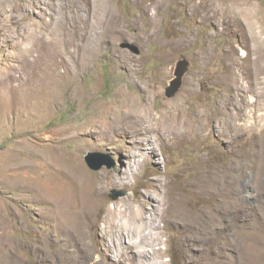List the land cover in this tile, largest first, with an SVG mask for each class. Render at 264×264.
<instances>
[{"label": "rangeland", "instance_id": "1", "mask_svg": "<svg viewBox=\"0 0 264 264\" xmlns=\"http://www.w3.org/2000/svg\"><path fill=\"white\" fill-rule=\"evenodd\" d=\"M88 1L89 10L84 0H0V264H264V0ZM75 13L83 33L73 21L61 32L82 48L62 44L67 65L59 67L58 86L41 94L16 89L22 67L39 56L32 33ZM181 60L187 63L181 88L167 98ZM235 74L243 87L234 105ZM119 90L157 116L180 115L206 128L175 144L134 133L88 139L83 131L95 106L114 107ZM131 138L145 150L135 178L130 156L139 151ZM88 153L114 166L91 170ZM52 154L89 175L128 174L132 186H110L105 202L126 200L132 211L151 193L158 204L144 217L156 229L145 226L147 238L124 253L128 239L109 247L92 238L78 243L50 212L65 180ZM114 192L122 196L114 199ZM129 217L116 222L125 224L126 236H137Z\"/></svg>", "mask_w": 264, "mask_h": 264}, {"label": "bare ground", "instance_id": "2", "mask_svg": "<svg viewBox=\"0 0 264 264\" xmlns=\"http://www.w3.org/2000/svg\"><path fill=\"white\" fill-rule=\"evenodd\" d=\"M64 1L66 2L67 0ZM64 1L62 2L61 0L62 3H65ZM84 1L85 9L89 10V7L87 5L89 1ZM107 4L108 3L104 4L103 10L107 8ZM90 8H92L94 12L96 11L95 5L92 4ZM221 15L225 14L222 12ZM75 17H77L76 13L72 17L63 16L61 17V19L58 17L57 20L59 21H57V24L55 25H53V22L44 23L42 33L39 36H36L35 32L32 33L30 42L32 43V48L36 49L35 51L39 52V56L37 60H33L31 62L28 61L27 65H24L22 67L23 76H25V71L29 69V77L23 78V76L20 75L18 78H16L15 81H13L17 83L16 89L27 87V94L32 92V90H34L35 92L39 91L38 93L41 94V91L44 89H48L51 86H58L57 84H59V78H61V75L58 72L59 67L65 64L67 65L64 54L61 51L62 44L65 46L64 48H66V46H68L69 48L72 46L81 47L80 43H77L75 39L66 40V31L63 34L61 32V27L63 26V24L65 22L71 23L72 21L76 25V33L83 31V27L79 24V22L77 23V19ZM230 22H233V24L237 23V21L234 20ZM106 23L110 25L109 21H107ZM238 24L235 25L236 28H238ZM69 31L70 30L68 29V32ZM55 49L60 50H58L56 54H53L52 52ZM43 51L49 52L51 54H43ZM243 57H245V54H243ZM28 66L30 67L27 68ZM67 72L69 71H64L63 75L68 74ZM250 75H256V73H254V70L250 72ZM240 76L241 75L236 76L235 74V78L232 79L231 83L232 89L236 91L232 99L234 100V105L236 102L239 101V92H241V88L243 87L241 86V83L238 80L240 79ZM10 85H12V83H3L2 87H9ZM95 107L96 110H94L95 112L91 114L89 122L85 125L83 131L84 135L88 139L93 137L112 138L111 136H116L119 139H126V134L134 133L141 134L143 138L146 137L148 134L154 135L155 137L160 138L164 143L175 144L181 138L192 139L196 137L197 139L201 131L206 128V125L199 126L196 128V126H192V123L187 119H182L180 115L178 117L167 115L157 116L153 114L151 110H149L145 105H139L136 100H134L130 95H127L120 90L118 92L117 100L115 102L114 107H103L101 105H96ZM131 142L133 145H137L136 149H138L139 151L133 156H130V158L132 157L133 159H131V162L136 166L135 171H131V176L135 178L139 176L140 169L142 168L143 163H145V161H142L141 164L138 161V159L143 158L145 150L143 148L138 147L140 146V143L136 144V142L132 141V138ZM148 151L152 152L153 150L149 148ZM49 160L50 162L55 163L56 165H60L65 173V180L62 184L63 187L61 193L57 196H52V207L50 209V212L53 215L59 216L60 221L62 222V227L66 231L70 230L74 234L75 239L78 243H82L92 238L94 240V243H103L104 245L109 247V245H124L125 241L128 239V245L126 246V248L121 247L120 249V252L124 253V251L127 252L129 249H131V247L137 246L139 243H142L143 240L147 238V236L143 234V228L145 226H147L151 232L156 229L151 223L149 224L145 222L144 217V212L154 210L157 203L156 200L153 199V197L150 195L151 193L142 194V200H139V205L137 209L134 210L133 208L132 211H129L127 209L124 203V201L126 200H119L116 203H113V205L111 206H109L105 202L104 195L106 191H108V188L110 186H132L128 174L122 179H112L105 172H99L96 175H89L84 172L83 168L79 166V164H75L74 166H72L70 162L65 161L63 158L55 157L54 154L50 156ZM124 163L126 164L125 166L127 168H130L131 165H129V163ZM128 171H130V169H127V172ZM150 185L152 186L151 183ZM146 204L151 205V209H145ZM103 213H105V217L103 218V220L105 221L103 222L105 227L101 230V227L97 228V222L100 219L99 217H101V214ZM130 215L132 216L131 218L135 219V221L137 222V225H134L136 227L138 226L140 229L139 233H137V236H126L122 232L124 223L119 224L116 222V220H126ZM142 254H144V252Z\"/></svg>", "mask_w": 264, "mask_h": 264}, {"label": "water", "instance_id": "3", "mask_svg": "<svg viewBox=\"0 0 264 264\" xmlns=\"http://www.w3.org/2000/svg\"><path fill=\"white\" fill-rule=\"evenodd\" d=\"M120 47L122 49H128L129 51H131L134 54H139V49L137 46L135 45H130V44H121ZM187 64L184 60H181L177 63V67H176V71L174 72V78L167 83V87L165 88L164 94L167 98H172L176 95V93L178 92V90L181 88V83H182V78L183 75L185 74L186 68L184 67V65ZM183 67L185 69V71H183ZM97 158H104V159H108L109 157L100 154V153H88L85 156V162L87 164V166L91 169V170H99L101 167L103 166H108L109 168L114 164L110 165L108 164L107 161H103L100 163H96L95 160ZM118 196H122V193H116L114 192L112 194V198L116 199Z\"/></svg>", "mask_w": 264, "mask_h": 264}]
</instances>
